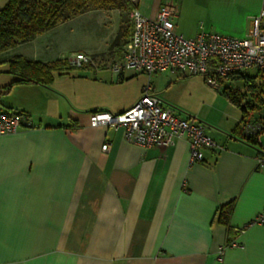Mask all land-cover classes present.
<instances>
[{"label": "crops", "instance_id": "obj_1", "mask_svg": "<svg viewBox=\"0 0 264 264\" xmlns=\"http://www.w3.org/2000/svg\"><path fill=\"white\" fill-rule=\"evenodd\" d=\"M167 2L186 38L243 37L264 9V0H139L137 8L154 17ZM127 18L87 10L0 53V107L30 118L0 135V264H264V222H252L264 209V173L243 136L244 112L223 130L206 127L217 147L204 149L202 162H191L184 137L144 148L127 142L123 127L90 124L94 112L121 113L142 95L143 76L112 89L140 74L111 69L131 34ZM76 53L91 58L79 72L6 87L12 57L52 63Z\"/></svg>", "mask_w": 264, "mask_h": 264}, {"label": "built area", "instance_id": "obj_2", "mask_svg": "<svg viewBox=\"0 0 264 264\" xmlns=\"http://www.w3.org/2000/svg\"><path fill=\"white\" fill-rule=\"evenodd\" d=\"M130 2L131 8L126 14L131 23V34L121 58L111 66L115 73L133 70L148 76L163 71L183 76L201 75L210 87L217 89L221 79L233 73L254 70L264 83V26L261 25L264 9L253 19L252 27L243 37L201 31L194 38H186L175 31L178 8L174 2L161 4L154 17H145L139 12V0ZM68 63L81 68L91 63V58L84 53H76L68 59ZM258 94L262 96L260 92ZM261 109L263 111L258 117H254L251 109H246L243 136L257 145V166L264 173V146L260 139L264 134V105ZM90 124L123 127L125 140L144 148L167 147L184 137L189 145L191 162H202V151L217 147L203 122L195 117L177 115L151 92L150 82L143 87L141 97L129 109L118 114L94 112ZM29 125L30 118L26 114L9 113L0 107V135ZM109 145L104 143L101 149L105 151ZM252 222H264V209Z\"/></svg>", "mask_w": 264, "mask_h": 264}, {"label": "rangeland", "instance_id": "obj_3", "mask_svg": "<svg viewBox=\"0 0 264 264\" xmlns=\"http://www.w3.org/2000/svg\"><path fill=\"white\" fill-rule=\"evenodd\" d=\"M126 27L131 28L130 21ZM82 45L83 38L75 39L74 43L69 45L71 47L69 50H75ZM68 54L67 52L65 56L67 57ZM71 71L81 70L75 68ZM140 76L144 77V85H146L148 76L140 73L126 79L123 86L112 88L113 92H120L126 87L133 86ZM149 81L154 84L158 92L157 96L165 105L181 117L190 116L204 120L206 127L213 132L235 124L243 115L244 111L241 107L243 104L251 109L254 116L263 111L261 108L264 105V83L254 70L241 71L225 78L217 89L210 87L201 75L182 76L164 72L152 74ZM257 90L262 94L261 97L256 96Z\"/></svg>", "mask_w": 264, "mask_h": 264}, {"label": "trees", "instance_id": "obj_4", "mask_svg": "<svg viewBox=\"0 0 264 264\" xmlns=\"http://www.w3.org/2000/svg\"><path fill=\"white\" fill-rule=\"evenodd\" d=\"M130 8V0H7L0 8V53L30 41L42 32L87 10L118 9L127 13ZM73 69L75 67L69 65L67 59L41 63L21 56L12 57L8 61V72L13 79L6 87L30 83L49 85L55 72L66 73ZM223 80L221 79L220 83ZM255 94L260 97L258 90ZM241 107L244 113L249 109L244 104ZM7 112L10 113L8 110Z\"/></svg>", "mask_w": 264, "mask_h": 264}]
</instances>
